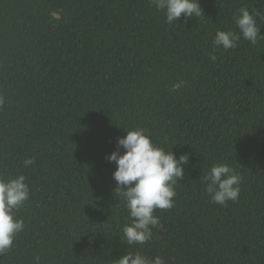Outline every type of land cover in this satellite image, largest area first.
<instances>
[{"label":"trees","instance_id":"16d2710c","mask_svg":"<svg viewBox=\"0 0 264 264\" xmlns=\"http://www.w3.org/2000/svg\"><path fill=\"white\" fill-rule=\"evenodd\" d=\"M199 2L204 15L176 25L149 0H0V175L22 174L30 188L16 212L24 230L0 264H115L127 251L264 264V40L213 48L240 8L264 16V0ZM136 128L190 160L151 240L128 246L106 157ZM217 163L242 177L227 206L202 182Z\"/></svg>","mask_w":264,"mask_h":264},{"label":"clouds","instance_id":"9594fccd","mask_svg":"<svg viewBox=\"0 0 264 264\" xmlns=\"http://www.w3.org/2000/svg\"><path fill=\"white\" fill-rule=\"evenodd\" d=\"M157 11L166 15V22L175 23L183 16L185 20L200 18L203 13L199 0H149ZM60 11H52L53 20L60 19ZM264 16L258 10L251 12L247 7L238 10L233 17L235 29L217 30L213 48L222 47L225 51L238 46L241 37L256 45L264 40L256 17ZM238 29V31H237ZM210 59L215 62L216 56ZM182 83V82H181ZM180 84H174L173 90ZM3 100L0 99V105ZM123 150V153L121 152ZM106 159L115 163L113 179L117 183L115 192L120 191L126 201L130 224L123 227L122 241L128 246L144 245L152 238V229L160 225L159 218L154 215L157 209L168 210L173 207L176 195L175 185L184 178V165L189 163L187 154L180 155L166 152L151 140L143 128L126 131V136L119 138L117 149ZM35 164L34 158H26L24 166ZM242 177L227 163L214 164L210 171L202 177L206 185L205 191L211 202L227 206L229 201H238L241 191ZM30 197V188L24 175L5 179L0 175V255L8 252L13 246L16 236L24 230L23 219L16 217ZM37 264L39 257H36ZM115 264H166L162 257L149 258L141 252L127 251L115 260Z\"/></svg>","mask_w":264,"mask_h":264}]
</instances>
